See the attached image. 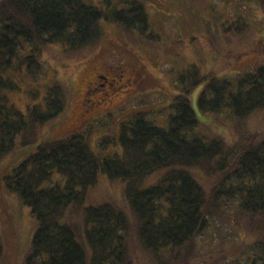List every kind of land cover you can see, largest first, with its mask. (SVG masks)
Wrapping results in <instances>:
<instances>
[{
	"label": "trees",
	"instance_id": "1",
	"mask_svg": "<svg viewBox=\"0 0 264 264\" xmlns=\"http://www.w3.org/2000/svg\"><path fill=\"white\" fill-rule=\"evenodd\" d=\"M117 1L125 6L108 12L86 0H0V159L14 150L20 134L24 144L32 142L36 129L60 119L69 104L67 87L60 81L50 85L39 102L29 103L25 112L12 102L11 93L19 85L6 72L22 40L36 48L25 58L35 74L42 70L40 56L45 48L62 43L77 52L97 44L104 18L145 34L149 15L144 1ZM240 21L249 26L244 20L232 23L228 29L233 27V35ZM176 81L180 91L170 104L173 112L168 127L138 112L121 123V150L111 155L94 151L82 132L46 139L4 176L6 188L29 205L37 220L24 264H132L131 232L132 244L140 251H147L160 263L183 264L196 250L194 243L210 218L226 214L234 201L246 227L248 223L255 226H248L253 232L235 250V255L247 254L246 262L240 261L241 256L230 262L264 264V135L251 132L229 144L218 138L205 139L194 130L199 121L190 98L206 81L200 109L211 114L230 110L244 120L264 108V64L233 77L204 75L198 66H192ZM110 142L102 140L99 148ZM158 169H165L161 179L142 188L139 183ZM55 170L66 178L65 186L45 187ZM101 172L128 182L126 195L136 226L115 205L85 207L84 237L92 251L88 258L73 227L60 218L70 204L85 203L87 190L96 185ZM3 252L0 239V259Z\"/></svg>",
	"mask_w": 264,
	"mask_h": 264
},
{
	"label": "rangeland",
	"instance_id": "2",
	"mask_svg": "<svg viewBox=\"0 0 264 264\" xmlns=\"http://www.w3.org/2000/svg\"><path fill=\"white\" fill-rule=\"evenodd\" d=\"M86 1L108 12L125 6L117 0H112L110 5L104 0ZM143 1L149 15L145 34L138 29L128 31L112 18H104L100 22L102 36L97 44L77 52L67 50L62 43L45 48L40 56L42 70L35 74L30 71L25 58L36 48L22 40L12 67L6 72L19 85L11 93L12 102L25 112L29 103L39 102L50 85L60 81L67 87L69 104L60 119L36 129L32 142L24 144L23 134H20L14 150L0 159V239L4 248L0 264H24L31 249L37 220L29 205L23 203L16 192L6 188L4 176L12 173L17 165L35 152L41 142L77 131L88 136L92 149L98 153L111 155L120 152L121 123L136 113L145 112L160 126H169L173 112L170 104L180 91L176 79L185 69L198 66L204 75L233 77L237 72L264 64V0ZM239 20H244L249 26L240 21L236 28L238 32L233 35V27H228ZM110 68L118 70L115 74L125 75L127 71L134 77L130 83L124 80L118 83L115 79H121L120 76L107 74ZM97 74L107 77L99 82L108 83L109 88L97 90ZM90 82L94 83L92 94L87 99ZM205 85L206 81L201 82L190 95L199 121L194 129L197 133L205 139L218 138L228 144L255 131L264 135V108L244 120L238 119L230 110L220 114L203 112L199 107V97ZM107 138L111 142L99 148L100 142ZM164 173L165 169H158L139 185L150 187ZM65 184L66 178L55 170L44 186ZM127 184L126 180L111 179L101 172L96 185L87 190L85 203L81 206L70 204L61 216V222L75 230L88 258L92 251L84 237L85 207L103 203L115 205L136 226L126 195ZM235 205L236 201L230 202L226 214L210 218L209 226L194 243L196 250L183 264H232L230 261L235 262L240 256V261L245 259L246 262L247 254L239 255V252L235 255V250L253 232L248 226L255 224L248 223L246 227L244 219L237 215ZM131 236L132 264H165L147 251H140L137 245L132 244V232ZM222 252L228 256L223 257Z\"/></svg>",
	"mask_w": 264,
	"mask_h": 264
},
{
	"label": "flooded vegetation",
	"instance_id": "3",
	"mask_svg": "<svg viewBox=\"0 0 264 264\" xmlns=\"http://www.w3.org/2000/svg\"><path fill=\"white\" fill-rule=\"evenodd\" d=\"M118 71V70H117ZM117 71H115L114 69H109V72L110 73H107L108 75H113V76H115V77H118V76H120V78L121 79H115L116 80V82H120L121 83V81L122 80H124V81H126V82H128V83H130V80L134 77V75L132 74V73H129V72H127L126 71V74L124 75V73L123 74H115V72H117ZM101 79H107V77L105 76V75H99V74H97L96 76H95V82H96V84L98 85L97 87H98V91H102V90H104V89H107V88H109V85H108V83H103V82H99V81H101ZM93 83L94 82H90L89 83V87H88V91L86 92V97H87V99H88V97L89 96H91V94H92V85H93ZM88 101V100H87Z\"/></svg>",
	"mask_w": 264,
	"mask_h": 264
}]
</instances>
